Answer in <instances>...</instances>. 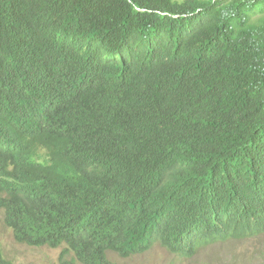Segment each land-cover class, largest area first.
Here are the masks:
<instances>
[{"label":"trees","instance_id":"obj_1","mask_svg":"<svg viewBox=\"0 0 264 264\" xmlns=\"http://www.w3.org/2000/svg\"><path fill=\"white\" fill-rule=\"evenodd\" d=\"M0 219L85 264L264 232V0H0Z\"/></svg>","mask_w":264,"mask_h":264},{"label":"rangeland","instance_id":"obj_2","mask_svg":"<svg viewBox=\"0 0 264 264\" xmlns=\"http://www.w3.org/2000/svg\"><path fill=\"white\" fill-rule=\"evenodd\" d=\"M0 249L11 264H60L59 248L17 243L0 221ZM117 264H264V233L255 237L204 245L192 256L176 255L159 245L143 254L120 257L108 252Z\"/></svg>","mask_w":264,"mask_h":264},{"label":"clouds","instance_id":"obj_3","mask_svg":"<svg viewBox=\"0 0 264 264\" xmlns=\"http://www.w3.org/2000/svg\"><path fill=\"white\" fill-rule=\"evenodd\" d=\"M0 221L4 224V222L2 221V219H0ZM4 226H5V224H4ZM6 227V226H5ZM8 228V227H7ZM8 229H10V228H8ZM11 230V229H10ZM11 232H12V230H11ZM264 232H262V233H259V234H257V235H254V236H250V237H245V238H251V237H255V236H258V235H261V234H263ZM12 235H13V233H12ZM14 238V237H13ZM245 238H239V239H245ZM15 240V239H14ZM228 240H236V239H227V240H216V241H213V242H209V243H206V244H204V245H208V244H212V243H215V242H219V241H228ZM17 242V241H16ZM17 243H19V242H17ZM21 244H24V243H21ZM26 245H28V244H26ZM154 245H159V246H161V247H163L165 250H167L164 246H162V245H160L159 243H154L150 248L148 247L147 249H145L144 251H141V252H135V253H131V254H128L127 256H122V255H120L119 253H117L116 251H114V250H112V249H106L105 250V255H106V258L111 262V263H114V264H117L116 262H114V261H112L111 259H109L108 258V252H113V253H116L117 255H119L120 257H129V256H132V255H136V254H143V253H145V252H147V251H149ZM203 245V246H204ZM28 246H33V245H28ZM43 246H47V245H43ZM203 246H200V247H203ZM35 247H40V246H35ZM47 247H49V246H47ZM199 247V248H200ZM50 248H59V249H61L60 250V253H59V257H58V259H59V263L60 264H85V263H83L82 261H80L77 257H76V255H75V253H74V251L72 250V248L68 245V246H66L65 244H62V245H60V246H57V247H50ZM0 251H1V249H0ZM168 252H170L169 250H167ZM197 251V250H196ZM1 253H3L2 251H1ZM170 253H172V254H176V253H173V252H170ZM196 253V252H195ZM194 253V254H195ZM193 254V255H194ZM4 255V254H3ZM176 255H182V254H176ZM182 256H190V255H182ZM192 256V255H191ZM5 257V256H4ZM5 259L10 263V261L5 257ZM11 264V263H10Z\"/></svg>","mask_w":264,"mask_h":264}]
</instances>
